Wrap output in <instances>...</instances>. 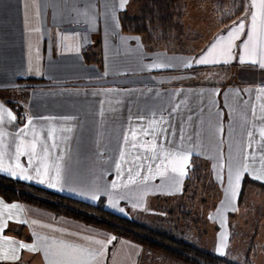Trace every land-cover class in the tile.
Returning <instances> with one entry per match:
<instances>
[{
  "label": "crops",
  "instance_id": "crops-1",
  "mask_svg": "<svg viewBox=\"0 0 264 264\" xmlns=\"http://www.w3.org/2000/svg\"><path fill=\"white\" fill-rule=\"evenodd\" d=\"M252 5L244 0L243 11L223 22L227 0H174L169 32L148 37L122 29L120 13L136 15L133 0H0V174L89 203L110 201L111 161L137 172L148 153L223 166L230 157L238 167L247 163L250 177H264V55L247 36L252 13L259 30L264 9L260 0ZM241 21L244 29L230 37ZM94 33L100 68L83 58ZM229 46L231 56L222 53ZM202 56L210 63L196 65ZM162 63L174 67H153ZM238 107L230 138L229 113ZM228 140L232 154H225ZM97 240L101 253L88 255ZM141 251L126 238L0 197V264H139Z\"/></svg>",
  "mask_w": 264,
  "mask_h": 264
},
{
  "label": "rangeland",
  "instance_id": "rangeland-1",
  "mask_svg": "<svg viewBox=\"0 0 264 264\" xmlns=\"http://www.w3.org/2000/svg\"><path fill=\"white\" fill-rule=\"evenodd\" d=\"M239 112L241 114L240 107L234 113H229V121H232L230 138L232 128L235 131ZM229 140L225 141V154L234 153L236 148L235 141ZM151 155L148 153L145 156L143 164H140L141 171L137 172L123 171L121 161H111L114 178V185L110 184L111 198L109 202L102 200L97 204L131 222L151 227L169 226L173 228L175 236L191 245L237 264H245L247 259L250 264H264V183L242 172L236 189L238 196L233 197V186L228 182L229 167L235 170L238 164H233L234 160L230 157L223 159L224 166L222 161L211 162L202 158L205 166L201 181L196 188L193 183V187H190L187 183V176H191L190 158L182 160L179 155L166 153ZM173 167L177 169L176 172L172 171ZM30 205L45 209L56 217L84 222L115 235L104 227L62 211ZM180 211L186 213L184 217ZM140 247L139 264H182L144 245Z\"/></svg>",
  "mask_w": 264,
  "mask_h": 264
},
{
  "label": "trees",
  "instance_id": "trees-1",
  "mask_svg": "<svg viewBox=\"0 0 264 264\" xmlns=\"http://www.w3.org/2000/svg\"><path fill=\"white\" fill-rule=\"evenodd\" d=\"M230 10L224 16L223 22L231 20L243 11L244 0H227ZM137 12L135 16L120 13L122 29L129 32L146 33L149 37L156 32H169V18L172 17L174 0H133ZM160 45H168L166 40H159ZM85 63L101 67L100 39L92 34L83 51ZM199 156L190 157L191 174L187 183L195 188L200 183L205 163ZM191 179V180H190ZM0 197L4 200L27 202L48 209L62 211L68 215L91 222L112 231L119 237L126 238L150 250L159 252L166 257L182 264H237L234 261L219 257L212 252L191 245L179 236L173 234L171 227H151L136 221L131 222L126 217L102 207L97 203H89L63 194L54 193L30 182H23L0 174ZM182 217L186 213L180 211ZM188 214V213H187ZM248 258V257H247ZM246 258V259H247ZM248 260V259H247ZM246 260L245 264H250Z\"/></svg>",
  "mask_w": 264,
  "mask_h": 264
},
{
  "label": "snow or ice",
  "instance_id": "snow-or-ice-1",
  "mask_svg": "<svg viewBox=\"0 0 264 264\" xmlns=\"http://www.w3.org/2000/svg\"><path fill=\"white\" fill-rule=\"evenodd\" d=\"M260 5H261V8L264 9V0H260ZM253 7H255V0H253ZM245 27V24L243 21L239 22V24L232 30L228 33V35L231 37V36H234V34L238 31H242ZM248 36V41H252L254 39H257L259 41V45H260V48H259V51H260V54L261 55H264V20H262L261 24H260V27H259V30L257 29V16H256V13L253 12L252 15H251V25H250V30L247 34ZM224 39L223 37H221V40ZM217 43H219V41H217ZM217 47V44H213L211 46L210 49H208V55H211L213 50L216 49ZM244 47L247 48V42H245L244 44ZM256 51V49H252L249 51V54H253L254 52ZM222 53L225 54V55H229L231 56L232 55V48L231 46H229L226 50H222ZM241 62H244L243 61V54H241ZM210 61L208 60L207 56H202L200 57L199 59H197L195 61V64L196 65H207L209 64ZM211 63H220V61H217V60H213L211 61ZM223 63H228L227 60L223 61ZM252 63H256V61H252ZM193 65L191 63H185L184 64V67H192ZM262 67H264V64L261 65ZM154 68H157V69H165V68H171V67H174V65L170 64V63H162V64H154L153 65ZM14 119V117H13ZM161 120H163V117H161ZM152 130H149V132H151ZM161 131H166L165 129H161ZM51 135V133H50ZM133 135H135V132H133ZM252 134L249 133V136H251ZM262 136H264V132L261 133ZM125 142H127V134H125ZM54 146V145H53ZM133 147H135V145H133ZM47 151V149H45ZM32 152L34 153L35 152V145H33V149H32ZM17 154H21L20 153V148L19 146L17 147ZM31 155L32 153L29 154V162H31ZM179 155V154H178ZM182 160H187L188 159V155H182L180 157ZM245 161H247L249 159L248 156H245L244 157ZM251 159H255V157H251ZM16 167H20L19 164L16 165ZM117 167H119V165H117ZM4 170L2 165H0V171ZM172 171L173 172H176L177 169L175 167L172 168ZM243 173H248V164L245 163L239 167H237L235 170L232 169V167L230 166L229 167V176H228V182L230 185L233 186V190H232V195L233 197H236L238 196V192H237V188L239 187V182H240V178H241V174ZM36 173H37V176H39L41 174V171L39 168L36 169ZM11 175H16L15 172H11L10 173ZM181 175H184V172H181L180 173ZM44 175H47V172L44 173ZM25 179H32L31 176H27V177H24ZM253 179L255 180H258V181H261L262 183H264V177L262 176H259V175H256V176H253L252 177ZM52 177H49V184L48 186L49 187H55V184L52 183ZM55 179L57 181H59L61 179V176H60V172L59 170H57V174H56V177ZM39 183L43 184L44 183V180H39L38 181ZM93 199H95V197L93 196L92 197ZM12 207H16L15 205H13ZM121 212H123V209H120ZM114 239V238H113ZM96 244L100 246L99 249H97L96 253H91L89 252L88 255H99L103 249V245H104V241L102 240H97L96 241ZM21 248H25L27 247L26 245H23L21 244L20 245ZM65 247H70L69 245H65ZM81 255L83 256V250H81ZM61 264H86V261H84L83 259H69L67 261H64V262H61Z\"/></svg>",
  "mask_w": 264,
  "mask_h": 264
}]
</instances>
